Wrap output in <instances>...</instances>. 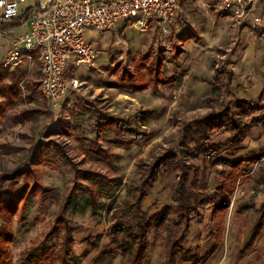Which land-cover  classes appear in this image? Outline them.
Here are the masks:
<instances>
[{
  "label": "rangeland",
  "instance_id": "374dc122",
  "mask_svg": "<svg viewBox=\"0 0 264 264\" xmlns=\"http://www.w3.org/2000/svg\"><path fill=\"white\" fill-rule=\"evenodd\" d=\"M214 3V0H182L171 22L163 27L151 23L145 31H137L126 25L127 29L120 30L121 42L117 46L113 45L115 39L109 31L89 33L90 41L98 45V57L91 67L68 66L66 78H76L79 86L68 90L64 103L51 109L40 94L37 102L21 98L11 107L10 115L35 107L45 112L16 124L1 119L2 198L9 199L18 192L24 178H30L29 171L19 173L33 162L41 186L16 201L8 224L10 241L5 264H18L28 249L42 241L50 251L59 247L61 229L48 241H44V236L71 186V167L50 141L62 146L79 168L118 179L95 210L84 207L65 213L73 239L68 264H123L119 236L111 239L106 230L113 208L131 199L128 187L139 174L136 167L139 159L150 160L168 150L181 152L177 147L183 122L217 114H233L238 121L264 118V0H257L248 14L240 18L218 13ZM256 17L260 18L258 22L254 21ZM151 52L160 55L163 75L171 81L141 91L108 86L116 79L111 67L120 65V70L126 67L133 71L134 60ZM225 58L234 77L229 87L215 88V78L226 82L224 75L216 73ZM39 75L36 60L28 81L38 83ZM2 84L5 85L3 81ZM21 84L28 82L23 80ZM239 100L250 101L262 110L247 113L238 107ZM98 113L129 120L135 130L148 136L133 142L126 134L113 132L110 126L97 128ZM207 134L210 142L223 144L220 157L230 163L209 165L203 164L200 157L189 159L194 166L189 172L187 190L213 193L224 180L231 185V195L221 215L219 238L211 203L206 202L199 214H193L176 264H264V228L252 246L247 247L264 214V128L250 131L235 149L225 145L229 136L226 124L208 130ZM106 154L113 155L111 161L105 160ZM235 162L238 166L233 171L231 164ZM174 181L175 172L163 169L143 198L142 210L152 215L173 204ZM178 229L170 224L147 232L146 264H163L165 238Z\"/></svg>",
  "mask_w": 264,
  "mask_h": 264
},
{
  "label": "trees",
  "instance_id": "16d2710c",
  "mask_svg": "<svg viewBox=\"0 0 264 264\" xmlns=\"http://www.w3.org/2000/svg\"><path fill=\"white\" fill-rule=\"evenodd\" d=\"M29 9L30 7L26 9L25 13ZM18 23V21H11L4 28H11ZM174 51L173 56L176 58L178 51L177 49ZM227 60L228 58L222 59L220 67L216 71L218 75L225 76L226 82L221 83L215 78L213 83L215 88L221 86L229 87L231 84L234 72L226 67ZM162 64L160 55H155L151 52L134 60L133 71L126 67L120 70V65L111 67L110 70L116 73V79L109 83L108 86L133 91H141L146 88L156 89L160 83L166 84L171 81V79H167L163 75ZM5 78H10L12 83L3 85L2 81ZM0 85V132L2 130V118H5L9 124H16L30 119L33 114L45 112L43 109L35 107L22 109L15 115L9 114L11 107L21 98L26 102L38 101L40 92L37 90V83L33 85L34 87H30L29 84L23 85V89L28 91L27 94H23L18 83L14 81L13 74L8 73L3 68L2 70L0 69ZM238 107L244 108L247 113H255L262 110L261 106H254L252 102L247 100H239ZM144 112H141V114ZM95 123L97 128L99 126H110L113 132L119 135L126 134L133 142H138L148 136V133L135 130L129 120L107 117L98 113ZM225 124L229 133L225 145L235 149L239 148L250 131L264 128V118L238 121L233 114H217L183 122L181 126L182 138L177 147L181 152L168 150L154 155L150 160L139 159L136 163L139 174L134 177L128 187L131 192V199L113 208L111 222L106 230V235L111 239L119 236L118 247L125 258L123 264H146L147 232L154 228H167L170 224L177 225L179 229L175 234L168 233L165 238L163 264H176V256L183 249V243L191 228V218L194 213H200V207L206 202L212 204V220L215 223V233L217 238L220 237L222 231L221 215L226 207V201L231 195L230 183L222 180L213 193H208L189 192L187 190V182L190 169L194 166L189 159L200 157V161L203 164L209 165L220 161L230 163L227 159L220 157L223 144L210 142L207 134L208 130L221 128ZM50 143L53 144L63 161L71 167V186L63 197L59 210L54 217L52 227L44 236V241H48L61 229L59 247L54 251H50L49 248L43 246V241L39 242L24 253L18 264H42L48 260H51L52 264H68V259L72 252L73 239L72 227L65 219V213L69 210H81L84 207H88L91 211L95 210L101 205V198L109 196L111 188L116 185L118 180L117 178L108 177L100 171L79 168L65 153L62 146L54 141H50ZM189 144L192 145L193 149L188 147ZM102 151L104 153V150ZM112 156V154H106L105 160L107 162L111 161ZM32 164L34 162L26 170L19 173L23 174L29 171L30 178H24V182L16 194L11 195L9 199L2 198V194H0V220H4L0 223V264H5L4 258L9 251L7 245L10 241L8 224L11 215L16 209V201L24 199L27 193H31L36 188L41 189L36 180V172ZM231 165L234 171L237 169L238 162ZM163 169H172L175 172V181L173 183L174 202L162 210L148 215L142 210L141 203L148 191L156 183ZM29 180L31 182L30 185ZM262 228H264V214H261L247 247L252 246Z\"/></svg>",
  "mask_w": 264,
  "mask_h": 264
},
{
  "label": "built area",
  "instance_id": "2783aa9c",
  "mask_svg": "<svg viewBox=\"0 0 264 264\" xmlns=\"http://www.w3.org/2000/svg\"><path fill=\"white\" fill-rule=\"evenodd\" d=\"M26 0H0V29L19 17ZM182 0H39L25 16L28 30L11 41L2 67L14 69L24 60L38 57V90L51 109L64 103L69 89L77 88L76 78H66L68 66H93L99 50L88 33L114 32L126 24L145 31L151 23L163 27L171 22ZM257 0H214L216 11L240 18ZM260 18H254L258 22Z\"/></svg>",
  "mask_w": 264,
  "mask_h": 264
},
{
  "label": "crops",
  "instance_id": "0c3cea01",
  "mask_svg": "<svg viewBox=\"0 0 264 264\" xmlns=\"http://www.w3.org/2000/svg\"><path fill=\"white\" fill-rule=\"evenodd\" d=\"M38 1L39 0H26L23 3H21L19 6V11H20L19 17L17 19L12 20V21H18L19 23L16 26H13L11 28H4V26H7V24L11 23V21H9V22H5L3 24V26L1 27V29H0V69L1 70L3 69L2 60L5 57L6 53L9 51V49L11 48V41H12L13 37H16V36L26 32L28 30V24L25 20V16L27 14V13H25L26 9H28L32 5H35ZM127 27H129V26L127 25ZM123 29H127L126 24H120L118 26V29H117L118 37L120 35L119 34L120 30H123ZM110 34H111L112 39L114 40V37H113L114 32H110ZM87 37H88V35H87ZM90 38L88 37L89 40H90ZM103 42H104V40H102V43ZM114 42L115 41L112 42L114 46H117V44H119V43H114ZM95 45L98 48V45L97 44H95ZM36 60L38 61V57L36 55H34L31 60H24L20 65H18L14 69H6L11 74L15 73V76H14L15 80L14 81H16L18 83V85L22 91L24 90L23 84H21V82L23 80L25 82H28L30 87H34L33 86L34 84L32 82L30 83L28 81V79H29L28 77L32 78V71L34 70V63ZM38 71H39V69H38ZM3 82L5 85H10L12 83V80L10 78H5L3 80ZM37 90H38V85H37ZM24 91H25L24 93H26V94L28 93L27 90H24Z\"/></svg>",
  "mask_w": 264,
  "mask_h": 264
}]
</instances>
